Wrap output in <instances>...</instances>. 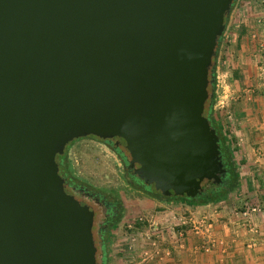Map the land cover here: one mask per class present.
Returning <instances> with one entry per match:
<instances>
[{"label":"water","instance_id":"water-1","mask_svg":"<svg viewBox=\"0 0 264 264\" xmlns=\"http://www.w3.org/2000/svg\"><path fill=\"white\" fill-rule=\"evenodd\" d=\"M232 1L0 0V264H100L54 158L74 137H117L162 192L219 179L203 111Z\"/></svg>","mask_w":264,"mask_h":264},{"label":"crops","instance_id":"crops-1","mask_svg":"<svg viewBox=\"0 0 264 264\" xmlns=\"http://www.w3.org/2000/svg\"><path fill=\"white\" fill-rule=\"evenodd\" d=\"M261 7L250 1L246 16L239 14L231 24L230 19H235L229 14L227 38L215 58L218 101L224 114L229 112L226 133L240 140L237 194L202 203H157L159 210L146 213L155 240L139 238L140 242L130 243L132 249L118 256V264H264V156L259 153L264 149V78L258 70L264 62ZM245 172L252 175V182L243 181ZM245 189H251L245 194L248 199L240 195ZM251 205L258 209L250 211ZM204 220L210 224L207 230Z\"/></svg>","mask_w":264,"mask_h":264},{"label":"rangeland","instance_id":"rangeland-1","mask_svg":"<svg viewBox=\"0 0 264 264\" xmlns=\"http://www.w3.org/2000/svg\"><path fill=\"white\" fill-rule=\"evenodd\" d=\"M250 1H254L255 3L262 6L261 8L264 9V0H233L231 3V7L227 12L226 20L224 28L219 35V40L217 41L216 46V55L219 49L220 44L224 43V40L227 38V30H228V16L232 14L235 21L237 22L236 18L239 14L242 15L244 18L246 16V11L248 10V4ZM247 9H246V8ZM244 8V10H243ZM232 18V17H231ZM226 34V35H225ZM226 41V40H225ZM261 48H264V45L261 43ZM215 55V58H216ZM261 64V65H260ZM258 66L259 72H262L261 77L264 78V62L260 63ZM214 73L216 74V59L214 60ZM217 77L215 76V84H214V97L212 103V110L213 114L216 117L217 121L223 122L224 128L227 129L226 126L228 118H226L227 114H224L225 111L223 110L222 103L218 101L219 95V85L216 82ZM219 84V81H218ZM208 94L210 91L208 90ZM228 103V102H227ZM227 132V131H226ZM228 144L231 153V159L233 161V165L236 168L239 165V160L241 157L239 156L238 147H240V140L235 138L230 133H226ZM236 140H235V139ZM264 143V142H263ZM262 143L261 146H264ZM125 149V148H124ZM64 154H65V169L67 174L71 176V178L79 184L87 185L88 187L92 188L94 191L100 192L107 197L110 198H120L122 200L123 206L120 212L119 217L117 218V222L113 227L110 228L109 233L107 234L106 244L107 247L103 251L101 250V255H98L99 243L100 240L98 237H94V242L96 244V260L98 261V256L102 258L105 255L108 264H118V256L123 255L126 250L132 249L130 247V243L136 244L139 241V238L142 240L148 241L149 239L155 240V233H152V225H149V221L146 220V213H152L155 210H159L161 206H158L157 203L161 202L163 204H167L171 200H161L157 197H152L149 194H141L138 191L133 190L130 188L126 181L122 178L121 175V166L119 160L116 158L114 153L104 145L100 140L95 137H88V136H80L74 137L73 139L69 140L64 146ZM235 151V152H234ZM264 149L260 150V154L264 156L262 153ZM125 155L129 158L128 152L126 149L124 150ZM246 174L243 177V181L245 182H252L253 178L251 174ZM236 184L235 186L227 191L224 196H234L237 194L236 190L238 187V172L236 171ZM209 179H204L201 181V185L207 186ZM251 190V189H250ZM250 190L241 192V197H246L245 194ZM179 201V202H186L191 203V201L183 200V199H172V201ZM245 200V199H243ZM196 203V202H193ZM200 203V202H197ZM96 206V205H95ZM144 206V207H143ZM135 222H140L139 227L136 226ZM148 236V237H146ZM150 236V237H149ZM141 240V239H140ZM101 248V247H100Z\"/></svg>","mask_w":264,"mask_h":264},{"label":"flooded vegetation","instance_id":"flooded-vegetation-1","mask_svg":"<svg viewBox=\"0 0 264 264\" xmlns=\"http://www.w3.org/2000/svg\"><path fill=\"white\" fill-rule=\"evenodd\" d=\"M88 137H95L100 140L104 145H106L116 156L119 160L121 166V175L122 178L126 181L127 185L135 191H138L141 194H149L152 197H157L161 200H172V188L169 191H161L160 188L155 187L154 181L149 179H144L143 177L139 176L138 173L135 172L134 168L137 166L136 163L132 165L129 164V158L124 153V147L121 141L115 137L109 138H102L95 135H85ZM64 149V147H63ZM62 152L56 153L54 158L57 162L58 173L64 180V190L67 193L72 194L75 198L83 200L86 204L92 207L93 212V221H96V234L98 239L101 241V245H104V249L107 247L106 239L107 234L110 231V228L115 225L117 222V218L120 215L122 210V200L118 197L110 198L106 195L94 191L92 188L88 187L87 185L76 183L69 174H67L65 169V154L64 150ZM221 160V155L218 152ZM223 172H219V179L214 181L213 179H209L210 181L216 184H222L225 182V172L226 169L224 167V163L222 162ZM203 184L201 185L200 189L189 197H197L201 193L204 192ZM179 196H188L185 194H179ZM96 205V206H95Z\"/></svg>","mask_w":264,"mask_h":264},{"label":"trees","instance_id":"trees-1","mask_svg":"<svg viewBox=\"0 0 264 264\" xmlns=\"http://www.w3.org/2000/svg\"><path fill=\"white\" fill-rule=\"evenodd\" d=\"M218 40H219V36L217 37V41ZM208 73H209V79H210L208 83V88L210 90V94L205 101V107H204L203 113L207 117L208 122L215 129L218 135V142H217L218 149L221 155V160L224 163V167L226 169V172H225L226 180L225 182H223L224 185L216 184L212 181H209L208 185L204 187V192L198 195L197 197L172 195V199H176V200L185 199V200L196 202V203L197 202H200V203L207 202V201L214 200L216 198L223 197V195L227 191L232 189L236 184V178H237L236 170L233 165V161L231 159L230 148H229L228 139L226 136V129L219 124L212 110V103H213V97H214L213 89H214V84H215L214 65L209 68ZM135 223H136V226L139 227V222H135ZM100 247L104 248V245H101V241H100ZM103 254H104V251H103ZM100 264H108L105 258V255L102 256Z\"/></svg>","mask_w":264,"mask_h":264},{"label":"built area","instance_id":"built-area-1","mask_svg":"<svg viewBox=\"0 0 264 264\" xmlns=\"http://www.w3.org/2000/svg\"><path fill=\"white\" fill-rule=\"evenodd\" d=\"M248 209H249L250 211H256V210L258 209V207H257L256 205H251V206L248 207ZM205 222H206V221L204 220L202 223L204 224ZM208 227H210V224H209V223H205L204 229L207 230ZM195 228H197V227H195ZM195 228H194V229H195ZM210 241H213V239H210Z\"/></svg>","mask_w":264,"mask_h":264}]
</instances>
